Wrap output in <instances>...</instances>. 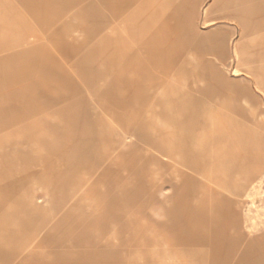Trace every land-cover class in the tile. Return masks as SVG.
<instances>
[{
	"label": "rangeland",
	"instance_id": "obj_1",
	"mask_svg": "<svg viewBox=\"0 0 264 264\" xmlns=\"http://www.w3.org/2000/svg\"><path fill=\"white\" fill-rule=\"evenodd\" d=\"M222 1L196 0L190 41L177 25L159 45L140 32L154 0L109 37L108 0H0V264H264V215L244 205L264 181H246L264 166V96L250 100L258 127L220 134L202 119L193 141L175 94H197L179 72L170 111L144 97L213 33L242 50ZM232 70L220 82L241 88Z\"/></svg>",
	"mask_w": 264,
	"mask_h": 264
},
{
	"label": "crops",
	"instance_id": "obj_2",
	"mask_svg": "<svg viewBox=\"0 0 264 264\" xmlns=\"http://www.w3.org/2000/svg\"><path fill=\"white\" fill-rule=\"evenodd\" d=\"M147 3L148 0H108L107 4L103 2L109 9V19H105L104 28L111 26L104 36L112 35L115 27L121 26L127 18L135 15L136 9ZM153 3L152 19L155 21L150 26L147 25L152 31L143 28L141 35L151 33L160 45L164 36L173 33L178 25L181 35L189 40L191 34L188 26H194L197 15L196 0H188L189 8H194L187 14L182 10L175 13L168 7L165 8V0H154ZM220 10L221 17L234 21L235 27L246 38L241 51L234 48L235 58L229 51V38L223 39L219 33H213L208 39L200 40H211L212 43L193 47L188 51L185 61L179 63V67H176L177 64L171 58L166 69L160 73L157 70L153 86L144 95L147 97L146 104L150 102L151 106H155L157 102H164L167 111H170L172 101L167 92L174 87L175 77L179 72L182 88H191L197 94L195 98L188 91L182 90L175 94L178 105H186L190 109L187 124L192 141L202 119L214 121L220 134H244L253 129V126H259L258 117L262 114L261 110L250 106V100L257 101L254 89L264 96V0H223ZM211 12L212 7H204L205 16ZM211 22L212 19L204 20L203 25ZM224 68L233 69L234 76L245 77L241 88L233 83L221 84L220 80L225 77ZM198 144L196 149L202 146ZM262 173L264 166L250 172L246 181H251Z\"/></svg>",
	"mask_w": 264,
	"mask_h": 264
},
{
	"label": "built area",
	"instance_id": "obj_3",
	"mask_svg": "<svg viewBox=\"0 0 264 264\" xmlns=\"http://www.w3.org/2000/svg\"><path fill=\"white\" fill-rule=\"evenodd\" d=\"M245 213L248 217L264 215V181L257 184L245 202Z\"/></svg>",
	"mask_w": 264,
	"mask_h": 264
},
{
	"label": "bare ground",
	"instance_id": "obj_4",
	"mask_svg": "<svg viewBox=\"0 0 264 264\" xmlns=\"http://www.w3.org/2000/svg\"><path fill=\"white\" fill-rule=\"evenodd\" d=\"M250 2V1H249Z\"/></svg>",
	"mask_w": 264,
	"mask_h": 264
}]
</instances>
